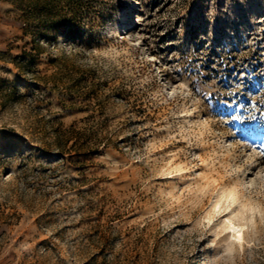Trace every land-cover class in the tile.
Here are the masks:
<instances>
[{
  "label": "rangeland",
  "instance_id": "rangeland-1",
  "mask_svg": "<svg viewBox=\"0 0 264 264\" xmlns=\"http://www.w3.org/2000/svg\"><path fill=\"white\" fill-rule=\"evenodd\" d=\"M0 264H264V0H0Z\"/></svg>",
  "mask_w": 264,
  "mask_h": 264
},
{
  "label": "snow or ice",
  "instance_id": "snow-or-ice-1",
  "mask_svg": "<svg viewBox=\"0 0 264 264\" xmlns=\"http://www.w3.org/2000/svg\"><path fill=\"white\" fill-rule=\"evenodd\" d=\"M233 120H237L238 117L233 116ZM256 171L253 170L250 174L251 180H255ZM203 172H196L193 175V180L195 176H203ZM251 183H246L245 188L251 187ZM239 190L236 188H231L227 191V194H221L218 199L212 204L210 215L208 216L206 223L209 227L215 225V231L220 232L221 235L230 233L231 235L227 237L230 242H235L240 245L241 253L244 251L245 239L244 233L248 231L249 225L255 224L256 214L260 209L256 207L249 208L243 201L240 199ZM236 221L241 222L240 226H237ZM250 247V245H249ZM234 250L230 247L228 253H232Z\"/></svg>",
  "mask_w": 264,
  "mask_h": 264
},
{
  "label": "trees",
  "instance_id": "trees-1",
  "mask_svg": "<svg viewBox=\"0 0 264 264\" xmlns=\"http://www.w3.org/2000/svg\"><path fill=\"white\" fill-rule=\"evenodd\" d=\"M73 137V143L67 147L70 138ZM86 133L74 131L73 129L67 130L66 132H60L56 136L54 141L57 151L61 154L66 153L67 151L74 152H83L90 150L91 139ZM89 139V140H88Z\"/></svg>",
  "mask_w": 264,
  "mask_h": 264
},
{
  "label": "bare ground",
  "instance_id": "bare-ground-1",
  "mask_svg": "<svg viewBox=\"0 0 264 264\" xmlns=\"http://www.w3.org/2000/svg\"><path fill=\"white\" fill-rule=\"evenodd\" d=\"M131 22H133V17L128 21V23H131ZM121 25V28H120V30L118 31V33H121V31H123L126 27H127V25L125 24V23H123V24H120ZM123 29V30H122ZM221 194H227V190L226 191H224V190H222L221 192H220ZM220 194V195H221ZM236 224H237V226H240V222H235ZM231 234L230 233H228V236H230ZM227 236V237H228Z\"/></svg>",
  "mask_w": 264,
  "mask_h": 264
}]
</instances>
